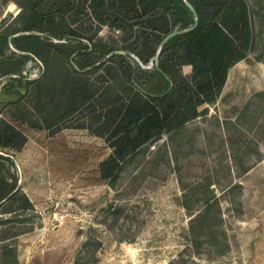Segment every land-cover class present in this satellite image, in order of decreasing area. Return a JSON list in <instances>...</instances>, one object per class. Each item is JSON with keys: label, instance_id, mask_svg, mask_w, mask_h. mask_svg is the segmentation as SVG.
<instances>
[{"label": "rangeland", "instance_id": "rangeland-1", "mask_svg": "<svg viewBox=\"0 0 264 264\" xmlns=\"http://www.w3.org/2000/svg\"><path fill=\"white\" fill-rule=\"evenodd\" d=\"M26 2L0 0V31L18 24ZM246 2L251 42L229 67L218 96L138 146L111 179L102 176L100 162L113 149V120L83 97L89 83L107 97L103 86L114 70L83 44L91 37L118 47L125 61L139 59L140 50L150 55L143 65L151 70L153 47L136 43L135 31L97 24L89 13L76 22L70 13L55 16L44 32H20L49 35L57 44L70 27L83 35H70L73 52L53 56L48 65L7 43L0 119L25 140L17 149L0 147L9 157L6 175L16 179L15 194L0 202V264H264V0ZM69 79L83 90L66 103H78L77 110L50 127L32 126L28 118L40 122L37 107L60 100ZM139 82L146 89L165 86L152 76Z\"/></svg>", "mask_w": 264, "mask_h": 264}, {"label": "trees", "instance_id": "trees-1", "mask_svg": "<svg viewBox=\"0 0 264 264\" xmlns=\"http://www.w3.org/2000/svg\"><path fill=\"white\" fill-rule=\"evenodd\" d=\"M188 1L195 12L184 0H27L20 5L16 15L18 24L9 32L0 31V59L6 57L4 48L8 42L34 53L46 65L53 56H70L73 52L67 44L72 40L70 35L76 39L83 37L73 27L69 28L65 41L58 44L49 35L38 39L39 33H20L24 30L44 32L53 27L55 16L65 19L69 13L72 22L79 19L80 13H89L97 24L108 23L124 32L135 31V42H141L143 48L152 46L151 54L154 55L162 38L177 30L161 46L157 62L152 57L153 70L143 65L148 64L150 55L140 50L139 59L125 61L121 53L109 54L118 47L93 41L91 37H88L89 43L83 44L97 53V58L106 56L114 70L112 82L103 86L107 97L102 98L98 90H92L91 83L87 84L89 91L83 97V102L95 100L113 120L110 129L113 149L100 162L102 176L111 179L138 146L163 130L173 129L195 117L200 104L215 99L224 85L229 67L245 57L248 51L252 29L246 0ZM195 18L197 24L193 26ZM14 33L17 34L9 37ZM20 40H27L30 45L19 47ZM54 47L59 50L58 55L54 54ZM186 64L191 66L188 73L182 71ZM8 72L5 66L0 67L1 75ZM147 76L164 81V88L146 89L139 80ZM126 84L135 85L140 90L131 92ZM125 93L127 101L123 97ZM81 94L83 90L69 79L60 100L51 98L37 107L41 121L28 118V122L34 127L57 124L79 107L78 103L66 107L68 99ZM24 140L20 129L0 119V147L17 149ZM6 160L9 157L0 152V201L16 192V179L6 175Z\"/></svg>", "mask_w": 264, "mask_h": 264}, {"label": "water", "instance_id": "water-1", "mask_svg": "<svg viewBox=\"0 0 264 264\" xmlns=\"http://www.w3.org/2000/svg\"><path fill=\"white\" fill-rule=\"evenodd\" d=\"M186 3H187V5L195 12V9H194V7H193V5L188 1V0H184ZM197 24V18H195V21H194V24H193V26H195ZM177 32V30H172V31H170V32H168L163 38H162V40H161V42H160V44H159V46H158V48H157V50H156V53H155V55L153 56V59H154V62H157V57H158V55H159V52H160V49H161V46L163 45V43L166 41V39L168 38V37H170L171 35H173L174 33H176ZM14 34H11V35H9V37H11V36H13ZM116 50H113V51H111L109 54H111V53H114ZM15 190V189H14ZM4 199H2L0 202H2Z\"/></svg>", "mask_w": 264, "mask_h": 264}, {"label": "crops", "instance_id": "crops-1", "mask_svg": "<svg viewBox=\"0 0 264 264\" xmlns=\"http://www.w3.org/2000/svg\"><path fill=\"white\" fill-rule=\"evenodd\" d=\"M183 67H186V68L188 67V68H190L189 70H191V66L189 64L183 65ZM189 70L186 71V73L189 72Z\"/></svg>", "mask_w": 264, "mask_h": 264}, {"label": "built area", "instance_id": "built-area-1", "mask_svg": "<svg viewBox=\"0 0 264 264\" xmlns=\"http://www.w3.org/2000/svg\"><path fill=\"white\" fill-rule=\"evenodd\" d=\"M152 63H153V61H151V64H150V66H152Z\"/></svg>", "mask_w": 264, "mask_h": 264}]
</instances>
